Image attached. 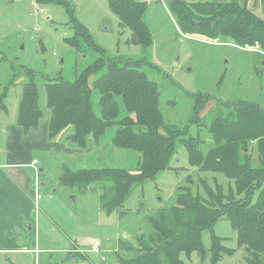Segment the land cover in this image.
<instances>
[{"label":"rangeland","instance_id":"obj_1","mask_svg":"<svg viewBox=\"0 0 264 264\" xmlns=\"http://www.w3.org/2000/svg\"><path fill=\"white\" fill-rule=\"evenodd\" d=\"M140 1L148 2L145 19L151 30L152 47L131 41L130 29L120 25L119 16L110 6V0H44L35 4L34 0H0V92L10 81L5 100L7 118L18 114L28 70L37 74L40 105L45 117L49 113L46 92L48 78L75 79L96 59L103 58L102 54L121 63L127 60L140 62L138 68L158 85L160 108L166 122L180 129L187 128L188 135L200 137L208 143H212L210 127L214 120L229 117L228 108H221L220 101L249 103L264 108V52L258 46L255 45L257 49L240 46L222 35L218 36L216 42L204 35H188L179 27L170 0ZM185 1L225 3L232 0ZM237 1L264 17V0ZM72 11L88 27L99 50L89 47L80 51L69 44L67 38L72 37L75 31L71 21ZM100 73L95 76L98 77ZM196 94L211 97L197 113L194 110ZM99 97V91L94 89V109L101 115ZM73 131V126L62 131L66 133L65 143L72 144L68 136ZM116 131L117 126L112 125L98 141L90 137L88 149L62 156L63 161L70 170L86 167L135 171L138 152L115 147L113 137ZM206 148L207 145L204 146ZM178 149L170 167L143 184L135 185L123 207L111 213L100 209L99 203L102 193L111 194L112 182L105 179L94 184L96 190L90 195L78 194L77 187L66 186L58 180L54 169L59 162L58 155L52 161L43 155L35 158L39 163L50 161L41 181L45 186L41 185L38 194L41 199L54 205L55 214L61 215L59 218L66 223L65 226L72 225L71 235L74 239L79 242L93 238L101 242L99 250L90 248L98 252L96 258L100 264H116L119 238L132 235L128 240L137 244L135 236H141L149 229V218L159 208L177 204L183 187L189 186L193 193L207 199L209 196L203 181H207L216 192L217 186H221L225 194L231 190L235 193L233 178L222 172L193 166L186 148L178 146ZM259 161L258 151L255 150L251 163L258 166ZM259 192L260 189L253 191L252 201ZM71 195H76L75 201L70 200ZM71 209L76 210L74 216L81 214L79 222L88 226L79 228L77 225L73 228V223L66 219L73 212ZM213 234L223 237L221 243L234 250L231 254H224L216 264H251L245 247L239 243L237 230L226 217L217 220L212 230L202 231L201 241L209 255L202 258L199 251H194L190 256L183 253L182 264H213L210 254ZM58 235L60 237L59 232ZM0 264H3L1 260Z\"/></svg>","mask_w":264,"mask_h":264},{"label":"trees","instance_id":"obj_2","mask_svg":"<svg viewBox=\"0 0 264 264\" xmlns=\"http://www.w3.org/2000/svg\"><path fill=\"white\" fill-rule=\"evenodd\" d=\"M169 3L184 33L211 39L222 35L240 46L256 45L264 52V17L246 4L237 0L225 3L170 0ZM110 6L119 16L120 25L130 29L133 43L152 47L153 38L145 19L148 6L145 1L110 0ZM71 18L75 31L67 38L69 44L80 51L89 47L99 50L88 27L73 11ZM102 57L75 79L48 78L49 137L53 139L68 126H73L74 131L68 138L73 146L86 149L90 137L98 141L110 126L116 125L114 146L137 151L138 164L135 171L86 167L70 170L65 165L60 175L61 183L86 192L90 187L92 191L96 190L95 183L109 179L111 194L102 193L100 197L101 208L111 213L123 207L135 185L143 184L170 167L178 146H184L193 166L222 172L233 178L236 185L235 193L231 190L225 194L221 186H217L216 192L207 181H203L208 199L193 193L189 186L183 187L177 204L159 208L149 218V229L141 236H135L137 244L119 238L118 262L182 264V254L190 256L194 251H199L205 258L209 251L203 247L202 231L212 230L217 220L226 217L237 230L239 243L245 247L249 262L264 264V108L249 103L220 101L221 108H228L229 117L214 120L210 127L212 143H208L205 139L188 135L187 128L180 129L166 122L160 108L158 85L138 68L140 62L127 60L121 63L103 54ZM99 72L98 77L95 76ZM36 76L35 72L28 70L23 82L18 125L24 132L37 129L44 118ZM8 87L0 94V111L6 106ZM94 89L100 94L101 115L94 109ZM209 98L196 94V113L205 107ZM205 145L208 148L204 149ZM255 150L260 159L258 166L251 163ZM255 189L260 192L252 201ZM221 241L223 237L213 234L210 248L213 264L224 254L234 252Z\"/></svg>","mask_w":264,"mask_h":264},{"label":"crops","instance_id":"obj_3","mask_svg":"<svg viewBox=\"0 0 264 264\" xmlns=\"http://www.w3.org/2000/svg\"><path fill=\"white\" fill-rule=\"evenodd\" d=\"M9 84L10 81L3 90ZM20 102L21 99L19 106ZM6 113L7 104L0 111V260L3 264H100L96 258L98 252L90 250L94 239L85 238L78 242L71 235L72 225L65 226L66 223L59 218L61 215L55 214L54 205L37 197L41 185L45 186L41 181L52 158L58 155L59 162L54 169L60 181L66 165L62 156H71L75 151L85 149L65 143V132L50 139L49 113L41 119L37 129L29 132H24L18 125L19 107L18 114L7 118ZM41 155L50 161L38 163L37 175L30 164ZM76 192L90 195L93 191L90 187L86 192ZM70 200L75 201L76 195H71ZM99 208L102 209L101 203ZM71 210L73 212L66 219L73 223V228L88 226L79 222L81 214L74 216L76 210ZM131 236L121 238L128 240ZM115 258L114 262L120 264Z\"/></svg>","mask_w":264,"mask_h":264},{"label":"built area","instance_id":"obj_4","mask_svg":"<svg viewBox=\"0 0 264 264\" xmlns=\"http://www.w3.org/2000/svg\"><path fill=\"white\" fill-rule=\"evenodd\" d=\"M215 42L218 40V39H213ZM248 48H251V49H257L256 46H250V45H247ZM38 161L37 160H33L32 163L30 164L33 168L36 169V173L37 175L39 174L38 173V168H37V165H38ZM39 186V185H38ZM37 197L38 199L41 198V195L40 194H37ZM101 248V242L98 241V240H94L92 243H91V249L93 250H99Z\"/></svg>","mask_w":264,"mask_h":264}]
</instances>
